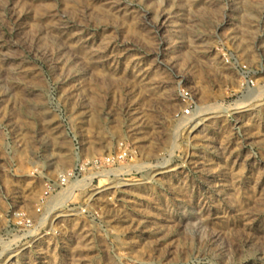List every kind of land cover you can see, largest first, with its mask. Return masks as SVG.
Listing matches in <instances>:
<instances>
[{
  "label": "rangeland",
  "instance_id": "374dc122",
  "mask_svg": "<svg viewBox=\"0 0 264 264\" xmlns=\"http://www.w3.org/2000/svg\"><path fill=\"white\" fill-rule=\"evenodd\" d=\"M0 264H264V0H0Z\"/></svg>",
  "mask_w": 264,
  "mask_h": 264
},
{
  "label": "built area",
  "instance_id": "2783aa9c",
  "mask_svg": "<svg viewBox=\"0 0 264 264\" xmlns=\"http://www.w3.org/2000/svg\"><path fill=\"white\" fill-rule=\"evenodd\" d=\"M17 216H18V217H22V216H23V214H21V213L17 212Z\"/></svg>",
  "mask_w": 264,
  "mask_h": 264
}]
</instances>
